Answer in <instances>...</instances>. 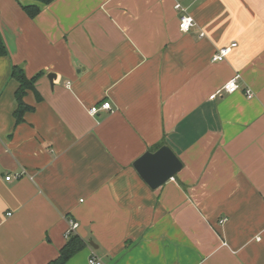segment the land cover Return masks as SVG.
Masks as SVG:
<instances>
[{
	"label": "crops",
	"instance_id": "crops-1",
	"mask_svg": "<svg viewBox=\"0 0 264 264\" xmlns=\"http://www.w3.org/2000/svg\"><path fill=\"white\" fill-rule=\"evenodd\" d=\"M179 3L187 33L174 0H0V264L56 259L69 220L66 264H264V0ZM162 145L182 169L151 190L132 165Z\"/></svg>",
	"mask_w": 264,
	"mask_h": 264
},
{
	"label": "trees",
	"instance_id": "trees-1",
	"mask_svg": "<svg viewBox=\"0 0 264 264\" xmlns=\"http://www.w3.org/2000/svg\"><path fill=\"white\" fill-rule=\"evenodd\" d=\"M42 4H49L51 0H34ZM24 12L30 17L33 18L39 13V7L35 5H29L23 7ZM8 52L6 46L3 42V39L0 35V57L7 56ZM11 78L14 79L18 87L15 91V101L16 109L14 111V119L16 123H21L23 121L24 113L31 111L32 107L28 106L24 102V97L27 91L34 92V83L37 76L33 78H27L23 69L19 66H13L11 70ZM85 247L84 242L78 238V236H71L66 245L59 252V256L50 261L47 264H66L72 257H74L78 252H80Z\"/></svg>",
	"mask_w": 264,
	"mask_h": 264
},
{
	"label": "built area",
	"instance_id": "built-area-1",
	"mask_svg": "<svg viewBox=\"0 0 264 264\" xmlns=\"http://www.w3.org/2000/svg\"><path fill=\"white\" fill-rule=\"evenodd\" d=\"M174 10H176L179 13V18H178V29L182 33H187L189 32L193 27H194V21L193 19L186 13L185 9L181 6L179 3V0H174ZM202 37L203 34H200ZM236 46L235 43L230 44L227 47L220 48L211 58L212 62H222L225 60L227 55L230 53L231 49ZM238 76H234L231 78L229 81H227L221 88V92L226 93V94H232L235 91L239 89V85L237 82ZM246 97L251 98L252 94L249 90H246ZM215 94L211 96V98H214ZM111 106L109 102H103L98 106H93L89 109V114L94 116L97 114L100 110H110ZM24 174L22 171L21 173H16L14 176H7L5 177L6 181H10L12 178L13 179H18ZM78 228V223L69 220L68 221V227L65 232V237L69 239L71 236L76 235V231ZM88 264H104L101 258L96 254V252L93 249H90V254L89 258L87 261Z\"/></svg>",
	"mask_w": 264,
	"mask_h": 264
},
{
	"label": "water",
	"instance_id": "water-1",
	"mask_svg": "<svg viewBox=\"0 0 264 264\" xmlns=\"http://www.w3.org/2000/svg\"><path fill=\"white\" fill-rule=\"evenodd\" d=\"M132 166L151 190L173 179L182 169V163L167 145H162L154 152H145Z\"/></svg>",
	"mask_w": 264,
	"mask_h": 264
}]
</instances>
